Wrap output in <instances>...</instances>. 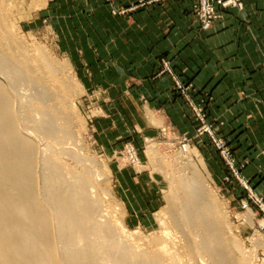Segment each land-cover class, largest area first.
Listing matches in <instances>:
<instances>
[{"label": "crops", "instance_id": "obj_1", "mask_svg": "<svg viewBox=\"0 0 264 264\" xmlns=\"http://www.w3.org/2000/svg\"><path fill=\"white\" fill-rule=\"evenodd\" d=\"M139 0H116L129 7ZM203 31L192 0H169L124 17L104 0H56L52 18L92 107L94 132L106 148L125 137L161 140L165 126L194 137L197 122L162 62L206 99L254 192L264 197V0H242ZM221 185L224 167L207 138L199 140ZM125 178V176H122ZM245 194L237 189L234 195Z\"/></svg>", "mask_w": 264, "mask_h": 264}, {"label": "bare ground", "instance_id": "obj_2", "mask_svg": "<svg viewBox=\"0 0 264 264\" xmlns=\"http://www.w3.org/2000/svg\"><path fill=\"white\" fill-rule=\"evenodd\" d=\"M13 2L0 0V75L7 86L0 83V264H183L181 253L164 241L146 248L106 217L95 196L94 165L82 158L68 130L64 109L71 111L72 95L67 92L60 100L59 92L47 88L41 72L44 57L40 54L39 60L13 35ZM45 65L51 66L49 61ZM59 67L71 84L69 64ZM32 91L37 96L30 101ZM147 156L153 165L162 160L153 143ZM196 157L189 162L196 173L186 186L188 202L175 215L187 211L208 227L217 206L205 182L210 178L206 166ZM70 161L81 171L70 167ZM188 244V264L218 263L207 247L201 253Z\"/></svg>", "mask_w": 264, "mask_h": 264}, {"label": "rangeland", "instance_id": "obj_3", "mask_svg": "<svg viewBox=\"0 0 264 264\" xmlns=\"http://www.w3.org/2000/svg\"><path fill=\"white\" fill-rule=\"evenodd\" d=\"M55 3L56 0H14V5L9 11L10 20L14 25L12 33L26 48L30 51L34 50L33 52L38 59L40 58L39 60H42L41 56L44 57L42 60L44 66L41 72L47 88L59 92L60 100L65 98L67 92L72 95L70 96L71 111L64 109L69 119L67 121L68 130L73 141L76 140L80 152L82 151L81 154L84 155H81L82 158L94 165V170L98 175L93 181L96 188L95 196L103 205L106 217L112 223L119 224L128 233L134 234L137 241L146 248L153 249L152 247L157 246L158 243L162 244L164 241L168 247H173L172 251L176 249L178 254L181 253L180 255L184 257L183 264L189 263L187 253L192 247H187L189 241L193 248H197V252L202 253V249L207 247L214 259L217 260V264H264V209L253 203L250 206V211L246 212L240 208V201L246 200L247 195L245 193L236 197L234 193L240 188L235 185L229 186L223 182L225 167L222 161L224 167L222 184L220 186L216 184L211 165L206 161L200 149L201 143L196 144L202 139L196 138L195 135L194 137L190 136L193 139L190 152L179 155L174 152L177 141L180 137L189 135L177 134L171 126H165L163 128L167 130V133L163 135L162 128L160 130L161 140L158 141L139 140L134 136H127L111 146L106 145V148L102 146L94 132V119L98 118L101 113L92 107V100L84 91L72 60L64 50L65 47L52 18V9ZM104 4L109 5L105 1ZM116 4L113 5L114 9L125 10H130L131 6L135 5L118 7ZM108 7L112 16L124 17L147 6L126 11L124 15H113L111 7ZM45 59L51 64L50 67L45 65V63L47 64ZM165 62L167 61L162 62L160 74H168L164 70ZM64 63L71 67V84L67 82L59 67ZM0 83L3 87H7L1 75ZM183 84L187 87L191 85L185 82ZM174 89L176 91L175 84ZM192 91L195 103L204 105L208 113L206 99L197 97L198 94L193 86ZM35 95L37 96V93L32 91L28 100L36 98ZM179 96L190 108L188 100L181 94ZM201 99L204 101L203 104L199 102ZM208 121L216 127V130L218 129L217 122L211 119L209 114ZM217 132L220 131L217 130ZM33 137H30L29 140L32 141ZM152 143L159 148V155L162 159L159 165L151 164L147 156V148ZM130 148L140 161L137 166L133 165L129 159ZM196 154L202 158L210 177L206 179V185L214 192L215 205L217 206L215 210H217L212 217V224L208 226L212 227L214 231L205 226V220H202L203 222L195 221L193 214H189L187 211L184 216L175 215L184 211L182 204L188 202L185 193L190 188L186 186L190 185L188 183L196 173L189 166V162L197 160ZM67 164L70 167H75L77 171H81L73 162L70 161ZM251 189L254 191L252 187ZM255 194L263 199L264 204V197ZM170 198H172L171 202ZM205 232L212 234L210 235L212 237H208L209 235ZM170 243L174 246H171Z\"/></svg>", "mask_w": 264, "mask_h": 264}, {"label": "built area", "instance_id": "obj_4", "mask_svg": "<svg viewBox=\"0 0 264 264\" xmlns=\"http://www.w3.org/2000/svg\"><path fill=\"white\" fill-rule=\"evenodd\" d=\"M108 6L111 7L113 15H124L129 11L137 10V8L151 5H162L167 3L169 0H139L137 4L131 6L130 10L125 9H114L113 5L116 0H104ZM193 9L196 17L198 18L201 29L203 31H208L211 29L213 23L222 17V13L228 10H243L242 0H192ZM264 65V55L262 56ZM164 70L172 77L176 91L183 95L185 99L188 100L190 109L194 118L197 122V128L195 130L196 138H207L210 145L218 154L220 160L223 162L225 167V175L223 182L229 184V186H238L243 193H246L247 199L240 201V208L243 211H250L251 204L262 207L264 209L263 199L252 191L250 184L244 181L242 177V170L246 167L247 162H238L235 158L234 153L228 146L227 141L224 137L217 132L216 127L208 121V113L204 105H199L195 103L193 99L194 92L192 91V86L183 84L170 68V64L165 62ZM203 104V99L199 100ZM167 130L162 129V134L166 135ZM193 142L190 136L184 135L179 138L175 146V150L182 152L183 154L188 152L189 145ZM129 159L131 163L135 166L139 165L140 161L137 159L136 153L131 150L128 151ZM263 227V226H262Z\"/></svg>", "mask_w": 264, "mask_h": 264}]
</instances>
